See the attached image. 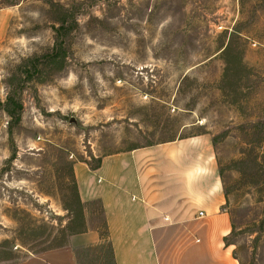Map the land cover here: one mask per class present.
<instances>
[{"label": "rangeland", "instance_id": "rangeland-1", "mask_svg": "<svg viewBox=\"0 0 264 264\" xmlns=\"http://www.w3.org/2000/svg\"><path fill=\"white\" fill-rule=\"evenodd\" d=\"M0 5V264L86 229L74 163L198 133L214 140L236 257L264 264V0ZM87 208L104 230L100 203ZM78 260L115 264L107 241Z\"/></svg>", "mask_w": 264, "mask_h": 264}, {"label": "crops", "instance_id": "crops-1", "mask_svg": "<svg viewBox=\"0 0 264 264\" xmlns=\"http://www.w3.org/2000/svg\"><path fill=\"white\" fill-rule=\"evenodd\" d=\"M11 18L0 5V43ZM100 160L95 168L74 163L86 229L71 234L63 246L5 264H80V249L106 241L115 264H240L230 241L234 217L210 134L139 146ZM93 202L101 205L104 230L88 219Z\"/></svg>", "mask_w": 264, "mask_h": 264}, {"label": "trees", "instance_id": "trees-1", "mask_svg": "<svg viewBox=\"0 0 264 264\" xmlns=\"http://www.w3.org/2000/svg\"><path fill=\"white\" fill-rule=\"evenodd\" d=\"M11 102H12V99L9 98L8 101H7V104H6V108L8 107L7 110H8V112L10 113L11 116H15L16 113H18V109L21 108V105H18V106H17V109H15V110H14V109L11 110V109H9V106H10ZM100 163H101V160L98 161V164H97L96 166H92L90 163H89V164H90V166H92L93 168H95V167H98V166L100 165ZM76 189H77L78 202H79V204H80L81 207H82L81 215H82V217L84 218V208H83L84 205H83V202H82L81 199H80L77 184H76ZM103 235H104V237H107V231H106V230L104 231Z\"/></svg>", "mask_w": 264, "mask_h": 264}]
</instances>
